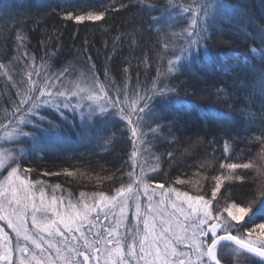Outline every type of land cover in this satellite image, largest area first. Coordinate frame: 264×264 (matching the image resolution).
I'll list each match as a JSON object with an SVG mask.
<instances>
[{"label":"trees","instance_id":"obj_1","mask_svg":"<svg viewBox=\"0 0 264 264\" xmlns=\"http://www.w3.org/2000/svg\"><path fill=\"white\" fill-rule=\"evenodd\" d=\"M121 2L127 7L120 8ZM201 2L208 0H173L175 7L168 0H0V63L8 65L12 75V80L0 75V119L7 123L10 98H16L18 87L27 86L21 80L27 79L33 66L43 64L53 72L71 66L76 73L69 79L75 80L95 65L100 81H106L107 72L106 82L126 83L130 90L150 89L158 79L175 92L169 93L164 107L159 100L153 102L163 127L152 145V152L160 157L159 169L149 175L165 188L207 193L211 199L212 177L220 174L227 141L233 158H251L257 165L242 170L247 175L243 183L232 182L231 198L248 205L264 183V171L258 170L262 145L256 139L264 133V0H210L216 7L210 9L207 39L177 71L158 77V72H167L168 61L180 55L183 46L182 36L172 33H181L191 20L180 5L195 7ZM100 7L109 9L101 21L66 19L67 12ZM160 9L169 11L162 14ZM160 16L167 22L151 24L153 17ZM21 37V51L34 55L35 65L13 59ZM165 43L170 45L167 49ZM39 115L46 117L39 128L24 126L30 135L14 143L0 140V151L15 149L21 167L32 170L28 178L41 181L49 197L74 203L85 192L91 202V194H112L127 183L132 142L125 122L98 112L89 118L87 101L75 112L68 108L60 115L44 108ZM177 178L186 183L176 184ZM57 184L59 189L54 187ZM222 193L223 186L216 197L221 204ZM256 222H264V217L258 216ZM220 256L222 264L237 259L225 249ZM239 259L247 264L258 261Z\"/></svg>","mask_w":264,"mask_h":264},{"label":"snow or ice","instance_id":"obj_2","mask_svg":"<svg viewBox=\"0 0 264 264\" xmlns=\"http://www.w3.org/2000/svg\"><path fill=\"white\" fill-rule=\"evenodd\" d=\"M168 5L175 7L173 0H168ZM119 7L127 5L121 2ZM214 7L210 0L195 7L180 5L184 13L191 14V20L181 33H172L182 36L183 46L180 55L168 61L167 72H158V77L174 73L193 50H199L207 39L210 9ZM108 10L81 9L76 14L67 12L66 19L77 23L101 21ZM160 11L163 14L169 10ZM171 19L169 13L168 20ZM162 21L167 22L163 16L153 17L151 24L160 25ZM169 46L164 44L165 49ZM22 47L21 37L18 55L13 59L35 65L36 57L21 51ZM94 68L92 65L72 80L69 78L76 69L71 66L55 72L43 64L31 67L27 79L21 80V85L27 86L22 90L18 87L16 98H10L12 108L10 116L5 117L7 123L0 119V140L14 143L19 137L29 136L24 126L39 128L46 119L39 115L41 109H54L63 115L64 109L75 112L87 101L89 118L98 112L101 117L125 122L132 142L128 181L112 194H91V202L88 194L80 192L74 203H65L55 195L49 197L41 181L28 178L32 170L21 167L15 149L0 151V174L6 172L0 179V264H222V249L237 258L234 264H247L240 257H255L258 261L253 264H264V222H256L258 216L264 217V183L248 205L242 206L231 198L232 182L247 179L242 170L257 169L252 159L233 158L226 141L220 174L212 177L211 199L206 198L207 193L165 189L164 183L149 175L159 169L160 157L152 152V145L163 127L153 102L159 100L160 107H164L175 88L161 86L157 79L150 89L130 90L126 83L117 86L106 82L107 72L106 81H100ZM0 75L12 80L11 70L4 63H0ZM256 139L262 145L258 170L264 171V133ZM55 174L58 173H45ZM224 181L230 183L225 185ZM175 183L183 185L186 181L177 178ZM222 186L223 204L216 199ZM253 205L258 207L254 210Z\"/></svg>","mask_w":264,"mask_h":264},{"label":"rangeland","instance_id":"obj_3","mask_svg":"<svg viewBox=\"0 0 264 264\" xmlns=\"http://www.w3.org/2000/svg\"><path fill=\"white\" fill-rule=\"evenodd\" d=\"M252 51H253V53L254 54H257V50H255V49H252ZM81 114H83V113H81ZM4 175H6V172H3L2 174H0V179H3V176ZM165 189H167V188H165ZM66 203V202H65ZM129 216H131V213H129ZM0 223H3V222H0ZM10 231V230H9Z\"/></svg>","mask_w":264,"mask_h":264}]
</instances>
